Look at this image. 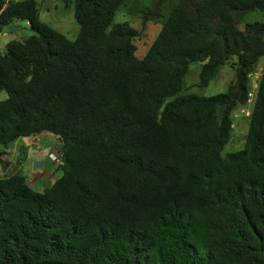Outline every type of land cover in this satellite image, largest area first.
<instances>
[{
  "label": "trees",
  "instance_id": "1",
  "mask_svg": "<svg viewBox=\"0 0 264 264\" xmlns=\"http://www.w3.org/2000/svg\"><path fill=\"white\" fill-rule=\"evenodd\" d=\"M72 1L74 40L35 0H0V28L33 32L0 52V165L10 143L42 133L62 159L42 192L0 178V264H264V72L243 148L221 156L247 67L264 57V22L240 21L264 0L132 4L142 23L161 20L141 59L138 32L113 24L128 0ZM228 61L226 92L179 95L190 63L206 87Z\"/></svg>",
  "mask_w": 264,
  "mask_h": 264
},
{
  "label": "rangeland",
  "instance_id": "2",
  "mask_svg": "<svg viewBox=\"0 0 264 264\" xmlns=\"http://www.w3.org/2000/svg\"><path fill=\"white\" fill-rule=\"evenodd\" d=\"M15 0H6V2ZM39 7V18L51 28L65 35L69 40H74L79 32V25L74 19V4L72 0H35ZM153 0H128L125 7L116 12L113 24L127 22L138 35L133 39L135 56L143 58L151 44L155 40L160 28L161 20L146 21L142 23L137 14H130L127 10L132 4L134 10L139 7H152ZM174 0H166L162 5V13L166 14ZM264 22V13L254 11L247 14L241 21V28L247 22ZM33 34L29 25L24 21H14L10 25L0 28V52H4L8 42L24 41ZM228 61L219 69L217 76L206 87H199L198 75L200 63L189 64L188 71L183 78V87L179 95L195 94L201 97H209L218 93L226 92L228 86L235 80V68ZM249 71L248 91L249 100L246 104H238L231 112V132L228 142L221 151L224 157L227 153L241 150L244 146L248 130L250 113L255 98L257 84L264 72V57L256 64L247 67ZM7 94L0 92V101L5 100ZM171 100V99H169ZM4 161L0 165V178L9 177L13 174L24 176L26 183L37 192H42L61 176V151L58 140L49 133L32 135L19 138L10 143L5 149ZM51 156L57 158L52 160Z\"/></svg>",
  "mask_w": 264,
  "mask_h": 264
},
{
  "label": "built area",
  "instance_id": "3",
  "mask_svg": "<svg viewBox=\"0 0 264 264\" xmlns=\"http://www.w3.org/2000/svg\"><path fill=\"white\" fill-rule=\"evenodd\" d=\"M51 158H52V160H57V158H56V157H54V156H51Z\"/></svg>",
  "mask_w": 264,
  "mask_h": 264
}]
</instances>
